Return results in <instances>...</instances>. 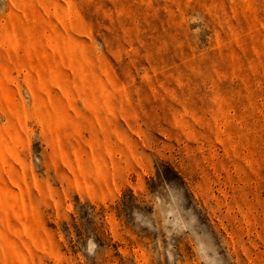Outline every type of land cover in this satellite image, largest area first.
Masks as SVG:
<instances>
[{
	"label": "rangeland",
	"instance_id": "rangeland-1",
	"mask_svg": "<svg viewBox=\"0 0 264 264\" xmlns=\"http://www.w3.org/2000/svg\"><path fill=\"white\" fill-rule=\"evenodd\" d=\"M0 264H264V0H0Z\"/></svg>",
	"mask_w": 264,
	"mask_h": 264
}]
</instances>
